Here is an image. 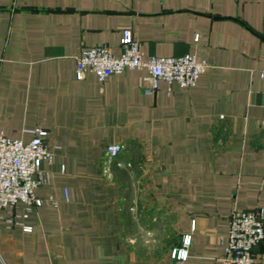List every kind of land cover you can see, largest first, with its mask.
Listing matches in <instances>:
<instances>
[{"label": "crops", "instance_id": "1", "mask_svg": "<svg viewBox=\"0 0 264 264\" xmlns=\"http://www.w3.org/2000/svg\"><path fill=\"white\" fill-rule=\"evenodd\" d=\"M127 29L144 57L211 68L153 94L144 70L77 80L75 57L118 56ZM263 70L264 0H0V131L44 130L55 153L42 206L0 211V264H221L230 212L264 216ZM111 143L124 149L107 163ZM253 254L264 264V240Z\"/></svg>", "mask_w": 264, "mask_h": 264}, {"label": "built area", "instance_id": "2", "mask_svg": "<svg viewBox=\"0 0 264 264\" xmlns=\"http://www.w3.org/2000/svg\"><path fill=\"white\" fill-rule=\"evenodd\" d=\"M198 38L195 37V41ZM120 53L114 56L106 46L83 49L75 57V77L82 80L89 73L102 82L112 75H119L126 70H144L146 94H153L159 82L177 85L182 89L193 88L199 77L211 67L205 61L197 60L194 55L180 57H144L138 41L130 30H124L119 40ZM264 78V70L261 73ZM264 128V121L262 122ZM31 138L11 139L0 131V211L13 209L17 204L24 205L23 218L32 210H38L44 199L35 192L45 182L43 165L51 164L54 151H49L45 140L47 133L41 129L30 131ZM121 143H111L105 148L107 163L114 161L123 151ZM122 166V165H119ZM64 170L61 167L60 171ZM108 170L104 169V172ZM67 200V191H65ZM53 207L58 202L46 199ZM30 232V227H24ZM194 223L191 231L182 235L180 244L170 250V258L177 263H184L189 258ZM264 240V216L260 209L238 211L233 209L228 216V231L224 239V253L221 264H257L254 249Z\"/></svg>", "mask_w": 264, "mask_h": 264}, {"label": "rangeland", "instance_id": "3", "mask_svg": "<svg viewBox=\"0 0 264 264\" xmlns=\"http://www.w3.org/2000/svg\"><path fill=\"white\" fill-rule=\"evenodd\" d=\"M106 172H107V170H106ZM106 172H104V173H106ZM158 241H159V239H157V243H158ZM151 250L155 251V253H158V252H160L163 249H161L159 247H156V248H151Z\"/></svg>", "mask_w": 264, "mask_h": 264}]
</instances>
